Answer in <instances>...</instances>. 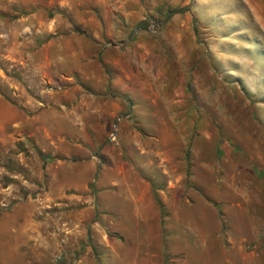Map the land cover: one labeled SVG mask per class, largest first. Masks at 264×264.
Returning a JSON list of instances; mask_svg holds the SVG:
<instances>
[{
    "label": "rangeland",
    "instance_id": "obj_1",
    "mask_svg": "<svg viewBox=\"0 0 264 264\" xmlns=\"http://www.w3.org/2000/svg\"><path fill=\"white\" fill-rule=\"evenodd\" d=\"M79 1L0 0V264H264V0Z\"/></svg>",
    "mask_w": 264,
    "mask_h": 264
},
{
    "label": "crops",
    "instance_id": "obj_2",
    "mask_svg": "<svg viewBox=\"0 0 264 264\" xmlns=\"http://www.w3.org/2000/svg\"><path fill=\"white\" fill-rule=\"evenodd\" d=\"M131 2L134 4L133 6H129ZM79 3L82 6L87 5L90 10L99 11L103 17L107 16L108 11L124 18H131L135 15L141 16L145 11L144 6H141L142 0H80Z\"/></svg>",
    "mask_w": 264,
    "mask_h": 264
},
{
    "label": "built area",
    "instance_id": "obj_3",
    "mask_svg": "<svg viewBox=\"0 0 264 264\" xmlns=\"http://www.w3.org/2000/svg\"><path fill=\"white\" fill-rule=\"evenodd\" d=\"M153 25L151 24V25H149V27H152Z\"/></svg>",
    "mask_w": 264,
    "mask_h": 264
}]
</instances>
